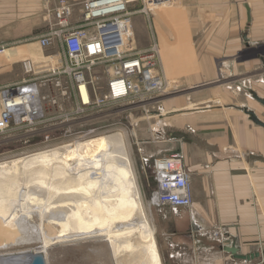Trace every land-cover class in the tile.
Wrapping results in <instances>:
<instances>
[{"label":"crops","instance_id":"1","mask_svg":"<svg viewBox=\"0 0 264 264\" xmlns=\"http://www.w3.org/2000/svg\"><path fill=\"white\" fill-rule=\"evenodd\" d=\"M70 1L76 3V24L81 19L78 4L83 0ZM185 1L190 16L200 22L204 43L212 38L216 44L230 46L227 50L264 45V0ZM54 2L0 0V45L33 42L45 34L54 20L46 12ZM133 20L139 48L148 47L152 28L138 13ZM25 53L20 46L19 54ZM10 55L6 49L5 56ZM12 64L16 63L0 68L5 82L19 80L3 77L13 70ZM185 103L182 98L166 100V126L175 137L165 139V145L153 151L182 152L192 172V206L172 207L180 208L181 214L167 218L169 225L159 229L161 263L264 264V126L222 105ZM227 246L239 250L233 254Z\"/></svg>","mask_w":264,"mask_h":264},{"label":"rangeland","instance_id":"2","mask_svg":"<svg viewBox=\"0 0 264 264\" xmlns=\"http://www.w3.org/2000/svg\"><path fill=\"white\" fill-rule=\"evenodd\" d=\"M175 1L174 3L154 8L150 13V17L147 14L138 13L144 18L146 26L151 23L150 27L154 31L157 28L159 32L158 43L161 54L159 61L163 67L161 71L166 76L168 86V93L162 97L163 106L168 99L182 98L186 100L187 103L185 104L191 103L189 106H192V103L203 101L198 103V106L205 103L222 105V108H229L227 109L228 111L241 113L244 116L246 115V117L250 115L244 111V108H249L264 117V104L259 102L252 93V91L257 92L259 96L264 98V45L260 48L244 47L239 50H227L226 48L229 49L230 46H227V44H216L212 38L208 44L204 43V38L198 30L200 22L190 16L186 1ZM131 7L136 9L139 5L133 3ZM46 14L47 18H50L48 11ZM148 32L150 31L148 30ZM153 38L154 36L152 35ZM152 39L148 38L147 40L149 46L153 43ZM135 41L136 46L140 47L137 40ZM27 43L30 42L2 44L0 48L5 47L7 51L11 50V57H21V54H19L20 46L18 47L17 45H26ZM37 49L38 47L35 48V52L38 51ZM51 50L54 49H47L46 52ZM12 65H14L13 70L3 75V77L19 80L23 78L24 71L20 63ZM98 70L105 69L101 68ZM98 74L100 75L98 83L101 85L106 84L104 72L98 71ZM0 79L5 82L1 74ZM46 93L47 90L43 89L42 94ZM55 95L58 97L59 103L57 107L48 110L44 118L34 124L21 125L13 122L4 132L0 133V161L53 149L57 145L76 141V134L80 131L92 130L93 134H112L117 131H123L146 211L149 219L157 228L155 237L158 246L160 239L157 240V237L160 238L161 236L159 229L161 230L166 225H169L166 219L170 216L181 214L180 208L175 210L170 206L158 207L151 203L150 199L155 188V181L150 162L144 160L146 156L154 153L155 149L163 147L167 139L175 137V133L173 134L169 131V125L166 126L169 124V120L166 117L168 116V111L164 109L163 114L160 116L157 114L158 118L148 119V117L142 118L143 114L141 113H123L119 108H115L110 111L111 114L107 117L98 114L94 118L89 119L91 121L76 124V118L81 121L79 118L83 119L85 112L80 110L74 93L69 92L68 95L64 96L60 91H56ZM164 116L165 118H163ZM153 128H159L160 130L156 132L153 131ZM112 212L109 209V214H112ZM34 216L35 218L27 217V223L26 219L24 220L22 225L19 226V233L15 234L14 238L6 237L0 233V253L35 252L45 251L46 249L47 264L101 263L103 257L101 259V256L96 252H89L90 258L87 259L84 254L88 252V249H79L77 253L75 252V255L68 250L76 246L78 249L79 245L77 244H90L91 242L104 240L100 239L103 236L94 234L83 239H58L57 226H46L45 232L47 231L46 234L52 241L45 245V243L35 238L33 234H30V229V231L27 229L25 231L24 229V224L31 226L39 223L37 213ZM21 218L19 216L18 220ZM118 222L122 224V221L118 220ZM136 228L140 229L138 226ZM7 230L8 228L5 231ZM3 242L4 245H1ZM91 255H93L94 261ZM104 261L107 262L105 257ZM110 262H107V264H111ZM112 263L118 264L113 261Z\"/></svg>","mask_w":264,"mask_h":264},{"label":"built area","instance_id":"3","mask_svg":"<svg viewBox=\"0 0 264 264\" xmlns=\"http://www.w3.org/2000/svg\"><path fill=\"white\" fill-rule=\"evenodd\" d=\"M168 1L83 0L78 4L81 19L75 24L76 3L55 0L49 9L54 18L49 30L33 42L17 45L25 48L24 55L6 57V48H0V68L20 63L24 71L18 81L5 83L0 79V133L13 122L34 124L44 118L59 103L56 91L64 96L74 93L80 110L85 112L81 121L76 118V124L91 121L98 114L107 117L115 108L123 113H141L142 118H158L163 113L162 97L168 93L159 61V38L152 29L151 46H136L133 18L137 13L150 17L154 8ZM133 3L139 7L133 9ZM47 49L54 50L46 52ZM101 68L105 70H98ZM98 71L104 72L106 84L98 83ZM43 89L46 94H42ZM92 135V130L80 131L76 140ZM144 160L150 162L153 171V205H192V172L182 152L152 153Z\"/></svg>","mask_w":264,"mask_h":264},{"label":"bare ground","instance_id":"4","mask_svg":"<svg viewBox=\"0 0 264 264\" xmlns=\"http://www.w3.org/2000/svg\"><path fill=\"white\" fill-rule=\"evenodd\" d=\"M135 174L123 131L97 133L0 161V233L14 238L24 220L27 223V217L35 218L37 213L39 223L24 224V229H30L45 245L52 241L46 226H57L58 239L103 236L100 239L104 240L68 250L74 255L84 248L88 249L87 259L89 252L103 257L100 264H162L156 227L149 219ZM26 253H0V264H26Z\"/></svg>","mask_w":264,"mask_h":264},{"label":"water","instance_id":"5","mask_svg":"<svg viewBox=\"0 0 264 264\" xmlns=\"http://www.w3.org/2000/svg\"><path fill=\"white\" fill-rule=\"evenodd\" d=\"M253 96L262 104H264V98L259 96V94L257 92L252 91ZM244 111L250 115V117L252 118V120H254L255 123H257L258 125L264 126V120H262L259 115L257 114L256 111H254L253 109H249V108H244ZM181 135V134H179ZM226 250L236 254L238 252V248L235 246H227ZM252 256V255H251ZM251 256H245L246 258H251ZM25 259H26V264H47L46 261V256L45 253L43 251H35V252H29L25 254Z\"/></svg>","mask_w":264,"mask_h":264}]
</instances>
